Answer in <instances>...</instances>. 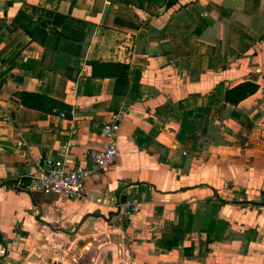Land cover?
<instances>
[{
  "label": "crops",
  "instance_id": "crops-1",
  "mask_svg": "<svg viewBox=\"0 0 264 264\" xmlns=\"http://www.w3.org/2000/svg\"><path fill=\"white\" fill-rule=\"evenodd\" d=\"M113 116L116 160L80 198L15 188L103 149ZM263 204L264 0H0V264H264Z\"/></svg>",
  "mask_w": 264,
  "mask_h": 264
},
{
  "label": "built area",
  "instance_id": "built-area-1",
  "mask_svg": "<svg viewBox=\"0 0 264 264\" xmlns=\"http://www.w3.org/2000/svg\"><path fill=\"white\" fill-rule=\"evenodd\" d=\"M59 116L63 117L62 114ZM118 120V116H113L111 121L99 127L98 134L105 139V147L101 150L86 151L82 163L76 164L65 158H47L37 161L36 172L27 175V182L17 181L15 188L26 192L63 195L70 199L80 198L84 180L110 167L116 160L117 148L114 132L117 129ZM22 145L21 142L15 143L16 148ZM110 201L121 208L122 215L126 218L136 212L139 206L133 197L126 198L122 203L115 197H111ZM259 210L264 215V204L259 206ZM6 254V247L0 238V263L5 260Z\"/></svg>",
  "mask_w": 264,
  "mask_h": 264
},
{
  "label": "trees",
  "instance_id": "trees-1",
  "mask_svg": "<svg viewBox=\"0 0 264 264\" xmlns=\"http://www.w3.org/2000/svg\"><path fill=\"white\" fill-rule=\"evenodd\" d=\"M32 13L35 12H41L42 15H44V17L48 18L51 17L52 19V23L55 25H59L62 24V22L64 21H69V23H73L75 21L71 20V19H67L66 17L57 15V14H52L37 8H31ZM24 17L23 11H19L16 15V17L14 18V22L16 24H18V26L20 28H22V30L24 31V33H26L28 36L30 37H34V33L38 34L39 36L41 35L42 38V30L40 29V27H34L31 31L28 30V27L21 22V19ZM43 24V22L41 23ZM42 26V25H41ZM42 40V39H41ZM43 42V41H41ZM89 65L92 68V75L94 76H102L101 74V70L107 67H112L114 65H108L105 63H98V62H90ZM257 89V86L251 83H242L238 86H236L234 89L230 90L227 94H226V100L230 103H237L239 101H241L242 99L246 98L247 96H250L251 94H253ZM25 96L26 95H21L20 96V102H22V104L24 106L27 107H31V108H38L40 110H44V108L42 106H39L38 103H50L51 105H56L58 104L56 101H53L51 99H48L46 97H42V96H32V95H27V98L32 97L31 100L33 102H28L27 100H25ZM59 105V104H58Z\"/></svg>",
  "mask_w": 264,
  "mask_h": 264
},
{
  "label": "water",
  "instance_id": "water-1",
  "mask_svg": "<svg viewBox=\"0 0 264 264\" xmlns=\"http://www.w3.org/2000/svg\"><path fill=\"white\" fill-rule=\"evenodd\" d=\"M124 200V199H123Z\"/></svg>",
  "mask_w": 264,
  "mask_h": 264
}]
</instances>
